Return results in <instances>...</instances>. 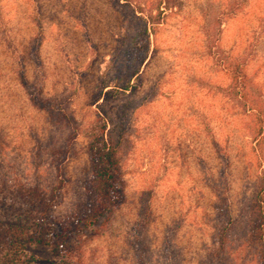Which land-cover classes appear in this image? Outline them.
<instances>
[{
	"label": "rangeland",
	"instance_id": "obj_1",
	"mask_svg": "<svg viewBox=\"0 0 264 264\" xmlns=\"http://www.w3.org/2000/svg\"><path fill=\"white\" fill-rule=\"evenodd\" d=\"M131 2L149 19L148 55L134 87L105 103L124 127L117 154L124 198L71 237L67 264H202L216 244L211 184L225 189L238 215L263 167L256 112L264 111V0ZM124 3L0 0V218L11 213L8 190L17 180L61 184L58 218L84 199L90 137L101 120L93 97L114 83L120 63L112 60L136 29ZM237 63L246 91L235 86ZM32 96L56 97L74 118L77 134L59 165L50 151L64 146L67 131ZM144 203L150 218L140 230ZM25 253L59 260L42 244Z\"/></svg>",
	"mask_w": 264,
	"mask_h": 264
},
{
	"label": "trees",
	"instance_id": "obj_2",
	"mask_svg": "<svg viewBox=\"0 0 264 264\" xmlns=\"http://www.w3.org/2000/svg\"><path fill=\"white\" fill-rule=\"evenodd\" d=\"M124 4L132 10L131 16L136 23V29L131 33L121 59L112 60L113 64L120 63L114 83H105L103 90L95 93L93 97L101 120L90 137L91 180L85 190L84 199L67 217L58 218L53 215V211L60 196L61 184L53 182L44 185L17 180L14 187L8 190L11 213L6 219L0 218V264H67L71 253V237L97 223L124 198L122 172L117 155L124 127L109 116L105 103L113 93L129 91L134 87L131 80L140 75L139 67L148 55L150 41L148 17H140L136 8L139 6L133 5L131 0H125ZM232 71L236 88L246 91L249 80L243 66L237 63ZM32 99L36 105L47 110L56 127L67 131L64 146L52 144L50 151L52 162L59 165L77 134L74 118L56 97L32 96ZM263 112H256V118L261 123L257 131L259 135L264 129ZM259 159L263 167L257 186L238 215H233L225 189L211 184L217 193L216 214L213 218L216 244L202 258V264H264L263 148L260 150ZM140 216L137 226L143 230L148 226L150 218L148 203L142 205ZM165 242L170 243L169 240ZM138 243L135 244L138 246ZM35 244L48 247L51 255L59 260L55 263L39 262L33 256L27 255V247ZM139 260L146 262V258L142 256Z\"/></svg>",
	"mask_w": 264,
	"mask_h": 264
}]
</instances>
